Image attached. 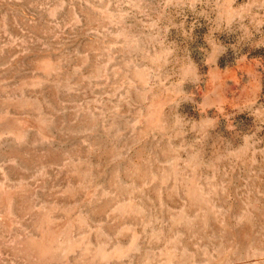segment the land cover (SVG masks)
<instances>
[{
	"label": "rangeland",
	"instance_id": "obj_1",
	"mask_svg": "<svg viewBox=\"0 0 264 264\" xmlns=\"http://www.w3.org/2000/svg\"><path fill=\"white\" fill-rule=\"evenodd\" d=\"M0 264H264V0H0Z\"/></svg>",
	"mask_w": 264,
	"mask_h": 264
}]
</instances>
